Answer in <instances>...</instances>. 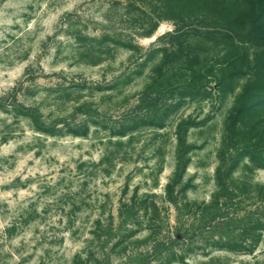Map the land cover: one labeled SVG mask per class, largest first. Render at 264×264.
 Returning a JSON list of instances; mask_svg holds the SVG:
<instances>
[{
  "label": "rangeland",
  "instance_id": "obj_1",
  "mask_svg": "<svg viewBox=\"0 0 264 264\" xmlns=\"http://www.w3.org/2000/svg\"><path fill=\"white\" fill-rule=\"evenodd\" d=\"M0 264H264V0H0Z\"/></svg>",
  "mask_w": 264,
  "mask_h": 264
}]
</instances>
